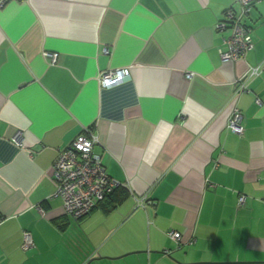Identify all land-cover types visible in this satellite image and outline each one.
<instances>
[{
    "label": "crops",
    "instance_id": "1",
    "mask_svg": "<svg viewBox=\"0 0 264 264\" xmlns=\"http://www.w3.org/2000/svg\"><path fill=\"white\" fill-rule=\"evenodd\" d=\"M230 9L239 1L0 9V264H264V0L245 20L254 50L224 63L216 25ZM122 69L127 80L103 89ZM234 109L242 135L227 128ZM80 134L119 188L74 220L52 167Z\"/></svg>",
    "mask_w": 264,
    "mask_h": 264
},
{
    "label": "built area",
    "instance_id": "2",
    "mask_svg": "<svg viewBox=\"0 0 264 264\" xmlns=\"http://www.w3.org/2000/svg\"><path fill=\"white\" fill-rule=\"evenodd\" d=\"M11 1L24 0H0V9ZM240 11L228 10L225 17L217 25L220 32H227L224 38L226 50L222 52L224 63H235L245 59L254 50L253 29L246 24L251 10L262 0H238ZM45 56L55 63L57 54L45 52ZM260 67L251 68L250 76L258 75ZM130 76L127 69L108 71L100 77L103 89H112L122 85ZM193 75L187 74L191 79ZM238 93L246 91L245 80L236 81ZM243 113L234 109L227 123V128L236 135L244 133ZM97 139L93 136L80 134L72 144L59 153L52 167V176L57 182V194L63 200V212L65 215L80 220L88 215L111 194L119 183L113 179L105 165L103 157L94 151ZM245 201V196L240 197L239 205ZM169 237L179 242L181 234L175 231L168 233ZM35 244L30 232L24 231L22 249L28 251Z\"/></svg>",
    "mask_w": 264,
    "mask_h": 264
},
{
    "label": "trees",
    "instance_id": "3",
    "mask_svg": "<svg viewBox=\"0 0 264 264\" xmlns=\"http://www.w3.org/2000/svg\"><path fill=\"white\" fill-rule=\"evenodd\" d=\"M118 188H119V187H117V188H116L111 194L107 195L103 201H105L107 198L111 197V196L116 192V190H117ZM103 201H102V202H103ZM102 202H100V203H102ZM100 203H99V204H100ZM96 208H97V207H96ZM23 251H24V250H23Z\"/></svg>",
    "mask_w": 264,
    "mask_h": 264
}]
</instances>
